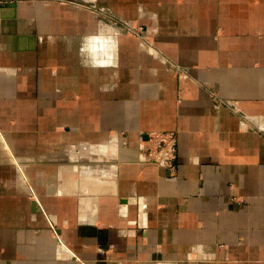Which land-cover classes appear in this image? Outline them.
<instances>
[{
  "label": "crops",
  "instance_id": "0c3cea01",
  "mask_svg": "<svg viewBox=\"0 0 264 264\" xmlns=\"http://www.w3.org/2000/svg\"><path fill=\"white\" fill-rule=\"evenodd\" d=\"M0 264H264V0L0 2Z\"/></svg>",
  "mask_w": 264,
  "mask_h": 264
},
{
  "label": "built area",
  "instance_id": "2783aa9c",
  "mask_svg": "<svg viewBox=\"0 0 264 264\" xmlns=\"http://www.w3.org/2000/svg\"><path fill=\"white\" fill-rule=\"evenodd\" d=\"M146 162L163 168L170 175L176 172L178 159V135L176 132H160L149 136L145 150Z\"/></svg>",
  "mask_w": 264,
  "mask_h": 264
},
{
  "label": "rangeland",
  "instance_id": "374dc122",
  "mask_svg": "<svg viewBox=\"0 0 264 264\" xmlns=\"http://www.w3.org/2000/svg\"><path fill=\"white\" fill-rule=\"evenodd\" d=\"M10 0H0V2H8ZM62 2H65V1H62ZM66 3V2H65ZM101 18H104V19H107V20H110L118 25H120L127 34H133L135 35L141 42L143 43H147L148 41V37H149V33H148V30L147 28L143 27V26H131V25H128V24H124V23H119L117 22L114 18H112L111 16L107 15L106 13L102 12V11H99V10H94ZM232 111H235L233 108H232ZM167 132H173V131H167ZM156 133H160V132H156ZM155 134V133H153ZM145 157V156H144Z\"/></svg>",
  "mask_w": 264,
  "mask_h": 264
}]
</instances>
